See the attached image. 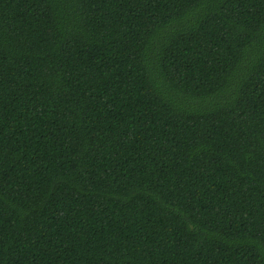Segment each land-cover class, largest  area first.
<instances>
[{
	"label": "trees",
	"instance_id": "obj_1",
	"mask_svg": "<svg viewBox=\"0 0 264 264\" xmlns=\"http://www.w3.org/2000/svg\"><path fill=\"white\" fill-rule=\"evenodd\" d=\"M0 264H264V0H0Z\"/></svg>",
	"mask_w": 264,
	"mask_h": 264
}]
</instances>
